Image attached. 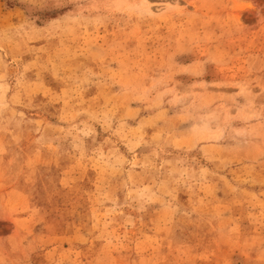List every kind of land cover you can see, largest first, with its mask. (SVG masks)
I'll list each match as a JSON object with an SVG mask.
<instances>
[{
  "label": "rangeland",
  "instance_id": "374dc122",
  "mask_svg": "<svg viewBox=\"0 0 264 264\" xmlns=\"http://www.w3.org/2000/svg\"><path fill=\"white\" fill-rule=\"evenodd\" d=\"M0 264H264V0H0Z\"/></svg>",
  "mask_w": 264,
  "mask_h": 264
},
{
  "label": "bare ground",
  "instance_id": "6f19581e",
  "mask_svg": "<svg viewBox=\"0 0 264 264\" xmlns=\"http://www.w3.org/2000/svg\"><path fill=\"white\" fill-rule=\"evenodd\" d=\"M165 8H167V7H169V4H165V6H164Z\"/></svg>",
  "mask_w": 264,
  "mask_h": 264
}]
</instances>
